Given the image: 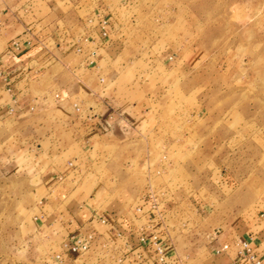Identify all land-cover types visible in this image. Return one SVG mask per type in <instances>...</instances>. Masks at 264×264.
Listing matches in <instances>:
<instances>
[{"label":"rangeland","instance_id":"rangeland-1","mask_svg":"<svg viewBox=\"0 0 264 264\" xmlns=\"http://www.w3.org/2000/svg\"><path fill=\"white\" fill-rule=\"evenodd\" d=\"M39 3L59 37L88 39L98 52L88 73L148 111L143 136L96 144L82 159V185L108 187L126 201L122 211L138 197L155 200L157 218L168 200L171 264H213L219 237L261 236L264 0ZM7 162L0 158V264H53L56 240L42 227L38 193L6 174Z\"/></svg>","mask_w":264,"mask_h":264},{"label":"crops","instance_id":"crops-1","mask_svg":"<svg viewBox=\"0 0 264 264\" xmlns=\"http://www.w3.org/2000/svg\"><path fill=\"white\" fill-rule=\"evenodd\" d=\"M39 1L0 0V158L8 160L3 170L34 185L42 227L56 240L55 251L65 255L64 264H159L138 235L141 226L153 222L163 240L170 238L169 201L161 205L160 218L144 197L122 211L120 195L106 186L90 192L79 179L81 161L96 144L120 145L143 136L148 111L116 99L88 73L96 68L98 52L89 51L88 39L59 37L56 24L40 19L46 10ZM74 231L95 234L91 249L78 257L63 250ZM249 235L241 237L258 238L256 248L264 260V233ZM234 239L214 242L213 264H244L234 246L219 251Z\"/></svg>","mask_w":264,"mask_h":264},{"label":"built area","instance_id":"built-area-1","mask_svg":"<svg viewBox=\"0 0 264 264\" xmlns=\"http://www.w3.org/2000/svg\"><path fill=\"white\" fill-rule=\"evenodd\" d=\"M106 20H103L101 23V28L103 29V35L106 36L108 34L106 30ZM14 45L20 48V42L14 41ZM96 54V51L93 52ZM151 209L158 210V206L156 205V201L153 200L151 202ZM143 207H138L139 212H143ZM102 223H107L106 218H101ZM150 232V233H149ZM139 243L143 247L145 251H153L155 252V261L159 264H168L167 258V250L166 243L163 242L161 235L154 228V223L149 222L139 229ZM95 239L94 231H89L87 233L81 232H71L64 242V252L67 254L74 255L78 257L83 253L89 251ZM253 242L249 239H244L242 237L236 238L233 242H226L222 244L219 248V251H227L231 249L232 246L235 247L237 254L240 258L241 263L244 264H264L263 257L260 255L259 251L252 244ZM54 264H64L65 255L61 252H56L53 256Z\"/></svg>","mask_w":264,"mask_h":264}]
</instances>
